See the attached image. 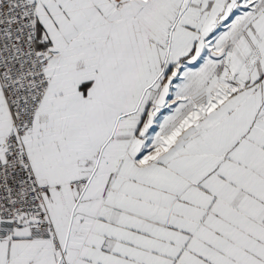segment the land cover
Here are the masks:
<instances>
[{"label": "snow or ice", "instance_id": "6c2138e0", "mask_svg": "<svg viewBox=\"0 0 264 264\" xmlns=\"http://www.w3.org/2000/svg\"><path fill=\"white\" fill-rule=\"evenodd\" d=\"M0 264H264V0H0Z\"/></svg>", "mask_w": 264, "mask_h": 264}]
</instances>
